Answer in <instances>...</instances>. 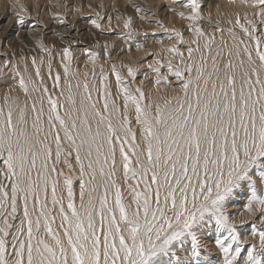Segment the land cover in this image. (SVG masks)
<instances>
[{"label":"snow or ice","instance_id":"obj_1","mask_svg":"<svg viewBox=\"0 0 264 264\" xmlns=\"http://www.w3.org/2000/svg\"><path fill=\"white\" fill-rule=\"evenodd\" d=\"M240 3L251 15L217 4L211 32L201 26L203 0L181 4L187 12L169 8L189 22L188 41L156 21L175 43L161 47L168 56L145 50L154 57L147 68L155 98L129 64L120 65L127 78L112 64L113 93L102 65L96 79L98 52L88 53L94 79L84 73L81 81L64 47L61 87L52 52L38 39L51 92L44 56L31 57V71L24 56L0 62V77L10 70L13 81L0 94V264H208L199 259L209 252L206 231L215 233L217 264H264V0ZM96 17L92 26L103 30L105 17ZM115 19L127 38L141 35L132 17ZM169 77L179 82L171 96L161 92ZM244 191L240 215L254 220L251 242L242 234L247 221L227 207Z\"/></svg>","mask_w":264,"mask_h":264},{"label":"rangeland","instance_id":"obj_2","mask_svg":"<svg viewBox=\"0 0 264 264\" xmlns=\"http://www.w3.org/2000/svg\"><path fill=\"white\" fill-rule=\"evenodd\" d=\"M187 0H0V62L4 58L12 59L15 54L18 60L20 56L28 58V65L31 71V57L36 56L38 61L40 56L45 57V65L42 67V75L49 91H52V81L48 79L47 69V54L41 53L36 47L38 39L42 40L45 47L52 52V76L55 77L57 72L61 75V87L63 82V68L62 55L63 48L69 47L73 59L71 63V70L77 73L78 78L83 81L84 73H88V80L91 82L94 78L91 73L93 71V64L89 59V52H98L99 57L96 61L95 71L98 79L100 66L102 65L105 71L109 74V80L112 85L113 93H115V77L111 75L110 69L113 63L120 69L121 64H129L139 66L137 73L136 84L139 85L141 80H144V87L146 91L153 94L155 98L156 86L150 81H154L155 74L147 68V63L153 61V56H146L145 50L152 53H159L162 56H168V53H160L162 46L167 47L175 43L174 40L168 38L169 33L161 29L156 21L159 20L164 28L179 29L184 34L185 41L191 39V33L187 31L186 20H182L174 12L169 11V8L178 11L188 10L181 7V4L186 3ZM13 4L23 5L31 13L19 12L18 7H13ZM104 7L101 8L100 5ZM219 4L220 10L226 14H231L240 11L241 15L244 11H248L251 15L252 9H245L240 0H203L202 14L204 20L201 21V26L205 31L211 32L217 19L216 5ZM133 5L139 6L142 11L137 14ZM79 9V11H75ZM100 12L105 18L100 21L103 30L96 29L92 26L91 20L96 19V12ZM209 12H211V23L209 22ZM17 13L23 18L24 23L21 25L17 23ZM53 14H58L59 20L63 23H58L57 18ZM112 16V31H108L107 16ZM119 15L122 18L132 17V29L141 35H134L130 39L127 38V30L123 28L122 23H117L115 17ZM143 16L142 20L140 17ZM221 26L226 25L221 22ZM19 32V37L16 33ZM227 36V33H225ZM162 42V43H161ZM217 42H219V33H217ZM144 45L143 48L137 49L136 44ZM109 45V57L103 54V46ZM99 45V47H97ZM182 51L187 47V44L178 45ZM185 56L187 52L185 51ZM166 62V61H165ZM21 70L23 65L20 66ZM122 76L127 78L125 70L120 69ZM166 72V69H161ZM145 74L148 79L145 80ZM171 87L161 86V92H167L168 95H175L179 92V82L175 77H169ZM12 73L6 70L4 77H0V94L7 90V86L11 84ZM74 90L76 80H72ZM58 94V91H57ZM21 101H23V94H20ZM63 114V113H62ZM135 127V125H133ZM67 171V170H65ZM77 190V205H79L78 198V181H74ZM250 191L241 192L240 195L231 198L228 204L229 213L237 220L244 219L247 221L242 226V234L249 236L251 242L250 230L253 226V218H250L245 213L243 216V205L247 202V197ZM264 194V193H261ZM50 195V193H49ZM58 223V221H57ZM257 230L261 229L258 221H255ZM211 237V238H210ZM215 233L206 231L202 240L209 247V252L204 253L202 250L200 260L207 259L208 264H217V252L214 250ZM184 260L188 257L184 256Z\"/></svg>","mask_w":264,"mask_h":264}]
</instances>
